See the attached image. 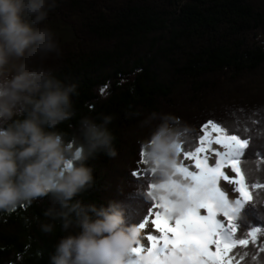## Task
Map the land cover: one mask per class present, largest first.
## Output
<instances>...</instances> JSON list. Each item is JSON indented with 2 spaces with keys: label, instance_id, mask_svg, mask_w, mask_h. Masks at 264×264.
<instances>
[{
  "label": "trees",
  "instance_id": "obj_1",
  "mask_svg": "<svg viewBox=\"0 0 264 264\" xmlns=\"http://www.w3.org/2000/svg\"><path fill=\"white\" fill-rule=\"evenodd\" d=\"M97 1L57 0L45 21L51 28L66 19L73 35L69 40L57 36L62 55L48 61L59 80L76 85L71 97L75 114L54 130L70 140L78 135L81 118L100 124L105 116L112 117L107 127L115 137L117 155L100 151L86 161L95 184L76 199L107 207L118 198L109 191L119 176L134 184L133 191L140 180L131 169L161 122L157 118L165 115L177 118V123L184 119L185 124H177L184 139L185 129L197 136L208 120L231 128L235 118L258 113L253 120L260 122L249 125L254 139L245 156L254 167L257 152L264 156V138L259 136L264 131V0ZM184 140L183 151L193 150ZM118 163H129L130 174ZM258 175L264 179V173ZM147 179L145 189L161 177ZM130 197L126 193L120 203ZM136 198L143 199L144 213L134 226L144 221L152 205L148 197ZM253 202L264 208L255 197ZM52 205L49 195L21 203L15 211L0 210V264H52L58 241L69 234L59 219L50 221L44 215ZM241 212L245 217L246 208ZM48 222L55 224L51 233L40 227ZM258 223L248 227L238 220V227L246 234L264 227ZM259 258L264 261L261 254Z\"/></svg>",
  "mask_w": 264,
  "mask_h": 264
},
{
  "label": "clouds",
  "instance_id": "obj_2",
  "mask_svg": "<svg viewBox=\"0 0 264 264\" xmlns=\"http://www.w3.org/2000/svg\"><path fill=\"white\" fill-rule=\"evenodd\" d=\"M57 6V0H0V210L15 211L50 195L53 205L44 215L59 219L69 233L58 241L52 264H127L141 233L125 225L119 203L97 207L76 199L95 184L86 161L100 151L117 155L107 127L112 117L100 124L81 118L78 135L70 140L54 130L74 116L76 92L75 84L63 83L48 66L62 55L56 33L45 24ZM180 137L177 118L165 115L146 149L161 177L153 194L176 201L178 211L186 202L177 193L188 183L174 167ZM172 181L174 190L167 187ZM40 227L51 233L55 224ZM139 259L152 261L146 254Z\"/></svg>",
  "mask_w": 264,
  "mask_h": 264
},
{
  "label": "snow or ice",
  "instance_id": "obj_3",
  "mask_svg": "<svg viewBox=\"0 0 264 264\" xmlns=\"http://www.w3.org/2000/svg\"><path fill=\"white\" fill-rule=\"evenodd\" d=\"M253 116L245 120L235 118L231 128L214 120L204 122L195 137L196 147L191 151H183V140H178V163L174 167L188 183L177 194L186 204L178 211L176 201L158 198L152 191L155 184H149L146 194L153 204L137 229L141 233L151 224L152 231L145 236L147 246L138 240L130 249L127 264H141L142 254L152 257L151 264H249V260L264 264L259 259L264 253V228H253L243 238H234L233 221L240 207L254 197L264 205L261 198L264 179L258 175L264 173V156L257 152L254 167H249L252 161L245 159L254 139L249 125L260 122L253 120ZM259 136L264 138V131ZM140 157L133 174H156L157 168L150 165L143 147ZM210 159L213 166L209 165ZM140 164L146 167L141 170ZM221 180L226 188L239 194L236 200L229 201L219 187ZM167 187L174 190L175 182H169ZM218 215H223L227 223L219 221Z\"/></svg>",
  "mask_w": 264,
  "mask_h": 264
},
{
  "label": "rangeland",
  "instance_id": "obj_4",
  "mask_svg": "<svg viewBox=\"0 0 264 264\" xmlns=\"http://www.w3.org/2000/svg\"><path fill=\"white\" fill-rule=\"evenodd\" d=\"M71 1H83V2H90L92 5H96L95 3L98 2L97 0H71ZM78 2V3H79ZM67 15L69 14V10L66 11ZM65 19V18H64ZM68 20L65 19V21L61 20V21H55L53 24L54 25H51V28L54 30V32L56 33V36H59L60 38H62L63 40H69L71 39V32H69V29L65 27V22H67ZM79 33L81 34V32L79 31ZM79 33L77 32L76 35H79ZM73 36V35H72ZM259 93V91H257ZM157 119H161V118H157ZM156 120V119H155ZM150 123H152V120L149 121ZM181 124H185L184 123V119H181ZM177 123V124H180ZM151 128V127H150ZM189 131H192V129ZM184 136V142L186 144H188L190 147H193L195 148V146H192V143L193 141H195V137L196 136H193L189 133L185 134V132L182 134V137ZM189 137H192L191 139H188ZM149 142V141H148ZM147 142V143H148ZM147 147H148V144H147ZM147 147H145V149H147ZM183 147V146H182ZM129 163L131 165H135L134 164V161L133 159H131L129 161ZM129 163L128 165L126 163L124 164H121V163H118V168H120L122 171L124 170L125 174H126V170L129 171V174H130V169L128 168L129 166ZM209 165L210 166H213L214 165V161L212 159L209 160ZM131 167V166H129ZM146 166L143 165V164H140L139 165V168L141 170H143ZM134 172L137 171L138 169V164L135 165V167L133 166V168L131 169L134 170ZM227 172V170H225ZM133 172V173H134ZM118 175V174H117ZM134 175V174H133ZM119 176V175H118ZM126 176V175H125ZM136 179L140 180V182H138L137 186L134 187L133 191H132V185L134 184H131L130 182H128L127 180L123 179V177L119 176L120 177V180L119 181H116L114 182L113 184H111V189H110V193L111 194H118V198L117 199H111L110 201H115V202H118L119 205H120V208L122 210V213H123V217H124V222H125V225L127 226H132L134 225L140 218L141 216L143 217V209H144V201L142 199V202L141 201H138V199L136 197H139V199L141 198H144L147 199V191H148V186L146 187L145 189V184H146V181L148 180L147 177L150 176V179H154V177H157L159 176L158 173L156 174H147L145 173L144 175L142 176H136L134 175ZM127 183H130V185H126ZM136 184V183H135ZM219 187L221 188L222 191H225L226 194H227V198L228 199H231L230 202L236 200L239 195L236 194V192H233L231 191L230 188H226L225 187V182L223 180H221L219 182ZM131 192H132V195H131ZM145 192V193H144ZM126 193H129V196L130 197V201L129 202H126V203H120L121 200H123V196L126 194ZM109 194H107V197H108ZM112 196V195H111ZM148 199L151 201V204H153V201L148 197ZM152 207V205L150 206V208ZM246 208V216H241V209H244ZM135 210L137 212H135ZM240 211V212H239ZM239 211L237 212L236 214V219L233 221L235 227H236V232H235V237L236 239H240L242 237L241 236V233H244L246 232V229L243 228V229H239L238 227V220H240V222H243V223H246L248 225V227H250L252 224H258V221L261 223V225H264V208H260L258 205H255L253 200L252 201H249L247 203H244ZM217 219L223 223H227L225 221V218L223 217V215H218L217 216ZM131 222V223H128V222ZM253 222V223H252ZM259 227V226H256V228ZM261 228H264L262 226H260ZM152 231V227H151V224H148L146 225V227L141 231V234H140V237H139V241L142 245L144 246H147L148 244V241L145 239V236L147 233L151 232ZM262 255V260L264 259V254H261ZM260 259V258H259Z\"/></svg>",
  "mask_w": 264,
  "mask_h": 264
},
{
  "label": "bare ground",
  "instance_id": "obj_5",
  "mask_svg": "<svg viewBox=\"0 0 264 264\" xmlns=\"http://www.w3.org/2000/svg\"><path fill=\"white\" fill-rule=\"evenodd\" d=\"M231 199H229V201H230Z\"/></svg>",
  "mask_w": 264,
  "mask_h": 264
}]
</instances>
